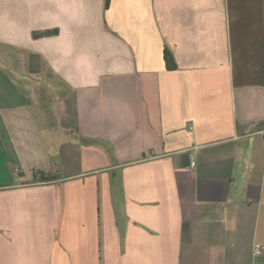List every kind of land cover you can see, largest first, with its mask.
Wrapping results in <instances>:
<instances>
[{
    "label": "crops",
    "instance_id": "1",
    "mask_svg": "<svg viewBox=\"0 0 264 264\" xmlns=\"http://www.w3.org/2000/svg\"><path fill=\"white\" fill-rule=\"evenodd\" d=\"M256 245L264 0H0V264H264Z\"/></svg>",
    "mask_w": 264,
    "mask_h": 264
},
{
    "label": "trees",
    "instance_id": "2",
    "mask_svg": "<svg viewBox=\"0 0 264 264\" xmlns=\"http://www.w3.org/2000/svg\"><path fill=\"white\" fill-rule=\"evenodd\" d=\"M110 0H107V6L109 5ZM165 61H166V65L168 70L173 71L176 69V62L175 59L173 57V54L169 51V50H165ZM35 180L36 181H42V182H50L53 180H56L55 177H52L48 174H46L45 172H39L35 174Z\"/></svg>",
    "mask_w": 264,
    "mask_h": 264
},
{
    "label": "built area",
    "instance_id": "3",
    "mask_svg": "<svg viewBox=\"0 0 264 264\" xmlns=\"http://www.w3.org/2000/svg\"><path fill=\"white\" fill-rule=\"evenodd\" d=\"M195 166V165H193ZM264 253V246L263 245H256L254 248V254L256 256H261Z\"/></svg>",
    "mask_w": 264,
    "mask_h": 264
}]
</instances>
